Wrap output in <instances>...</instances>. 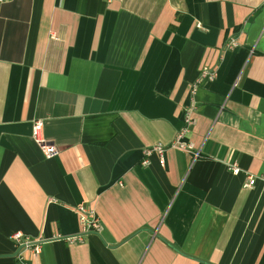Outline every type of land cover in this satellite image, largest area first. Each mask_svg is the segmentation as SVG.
Segmentation results:
<instances>
[{
	"label": "crops",
	"instance_id": "0c3cea01",
	"mask_svg": "<svg viewBox=\"0 0 264 264\" xmlns=\"http://www.w3.org/2000/svg\"><path fill=\"white\" fill-rule=\"evenodd\" d=\"M0 264H264V0L0 1Z\"/></svg>",
	"mask_w": 264,
	"mask_h": 264
},
{
	"label": "built area",
	"instance_id": "2783aa9c",
	"mask_svg": "<svg viewBox=\"0 0 264 264\" xmlns=\"http://www.w3.org/2000/svg\"><path fill=\"white\" fill-rule=\"evenodd\" d=\"M238 46L239 42L235 37H231L224 44L226 50H233L236 49ZM215 78L216 72L211 68L204 66L201 69L197 81L191 86L190 101L184 108L183 125L179 128V130H177L175 137L169 144L158 142L143 148V165L150 164L151 156L153 154H157L158 156L162 157L167 149H179L183 151L192 152L195 157H198L200 155L202 146H196V144L192 140H187L186 137H188V134L196 123V117L194 113L197 108V102L195 99V95L199 90V86L203 80L211 81ZM31 135L33 140L42 148L43 152L46 154L47 157H52L59 153L57 147L54 144L48 143L43 137V120L38 119L33 122ZM230 168L234 173H238L240 171L237 164L230 165ZM255 182L256 178L252 174H248L245 186L251 187L254 185ZM76 212L79 214V223L82 232L96 233L100 231L102 222L92 208H88L80 204L76 207ZM13 238L16 239L19 245L23 247H33L36 252L40 250L39 244L32 243V241L28 238H23V235L20 232H16L15 234H13ZM66 240H68L69 242L82 241L83 235L78 234L75 236H69L66 237Z\"/></svg>",
	"mask_w": 264,
	"mask_h": 264
},
{
	"label": "water",
	"instance_id": "95a60500",
	"mask_svg": "<svg viewBox=\"0 0 264 264\" xmlns=\"http://www.w3.org/2000/svg\"><path fill=\"white\" fill-rule=\"evenodd\" d=\"M22 248V247H21Z\"/></svg>",
	"mask_w": 264,
	"mask_h": 264
}]
</instances>
